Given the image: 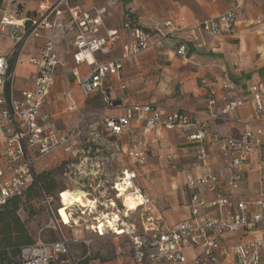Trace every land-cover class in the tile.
Segmentation results:
<instances>
[{
  "label": "built area",
  "instance_id": "2783aa9c",
  "mask_svg": "<svg viewBox=\"0 0 264 264\" xmlns=\"http://www.w3.org/2000/svg\"><path fill=\"white\" fill-rule=\"evenodd\" d=\"M36 7L34 14L23 21L9 14L0 17V41L11 42L6 53L0 54V140L4 145L0 153V209L8 199L22 196L30 185L38 186L36 162L59 151L73 160L86 163L91 184L89 190L83 193L89 202L86 207L75 204L64 209L66 223L58 214L62 191L57 196V218L50 211L48 199H44L52 215L51 229L56 232L57 239L44 241L37 236L32 245L21 249L20 264H78L79 260L70 255L69 243L62 235L61 227L72 230L73 242L85 246L81 259L88 255V243L82 239L84 232L104 237L110 231L115 237L127 238L135 260L146 264H187V251L195 252L190 264H219L220 258L229 256L234 258L235 264H264V234L230 246L221 238L240 229L254 232L264 228V190L251 202L232 200L233 192L238 190L243 180L244 166L249 157L254 154L259 170L264 167L260 130L254 131L247 124L240 137H220L211 133L206 123H197L184 112L169 111L151 104L125 105L117 116L104 115L100 134L95 133V138L101 136L115 153L118 174L113 179L105 175L103 181L94 182L101 170L95 162L96 158L90 156L91 139H84L83 132L76 125H56L52 117L42 110L56 84V67L64 66L53 51L56 34H63L65 30L72 32L71 67L67 66L70 75L77 78V67L80 65L90 67L86 76L76 79L81 94L86 98L102 96L105 102H109L107 88L113 85L111 79L122 80L125 62L151 48L158 49L164 37L145 31L132 19L120 27L107 29L103 19L105 8L82 9L71 5L70 0H39ZM235 8L237 5L217 19L204 20L188 27L183 26V19H179L177 24L167 21L163 26L172 34L186 31L189 41L200 48L204 36H233ZM45 30H50L52 35L40 48L39 57L29 59L30 64L36 67L32 88L22 92L20 99L16 100L13 97L14 78L24 53L22 51L30 41L40 39ZM122 33L126 34L127 41L121 46L120 55L112 59L110 56L114 54ZM176 53L186 59L184 43L178 44ZM120 89L124 86L121 85ZM222 90L220 109L207 112L211 120L232 119L237 108L251 103V118L264 121V96H260L255 87L251 86L245 95L239 94L236 85L227 81ZM63 95L69 100L73 98L69 90ZM213 103L214 100H211L210 104ZM72 110L73 104L61 109V112ZM157 129L178 133L188 144H196L193 168L202 170L199 175L183 173V185L191 194L188 204L190 217L165 227L160 225L159 217L146 214L154 206V200L147 196L138 181V171L146 164L148 155L146 136ZM208 138L219 149L224 164L222 169L213 167L210 154L204 148ZM91 142L95 143L96 139ZM105 163L112 166L108 159ZM201 189L212 195L209 202L198 191ZM124 195L132 197L136 205L134 211H127ZM225 208L227 211H224ZM135 213L139 214L138 223L129 219V214ZM109 219L121 234L107 225ZM100 223L104 225L99 227Z\"/></svg>",
  "mask_w": 264,
  "mask_h": 264
},
{
  "label": "crops",
  "instance_id": "0c3cea01",
  "mask_svg": "<svg viewBox=\"0 0 264 264\" xmlns=\"http://www.w3.org/2000/svg\"><path fill=\"white\" fill-rule=\"evenodd\" d=\"M38 1L2 0L0 17L9 14L23 21L34 14ZM70 4L82 9L105 8L103 19L107 29L120 27L125 21L132 19L143 29L154 33V36L164 37L162 46L158 49L151 48L125 62L121 81L111 79L113 85L107 88L109 102L104 107V115L117 116L121 114L122 107L131 104L162 106L169 111L184 112L197 123H206L208 130L220 137H240L248 124L254 131L260 130V139L264 145V121L251 118V103L237 108L232 119L213 121L207 115L210 109H220L222 87L227 81L236 85L239 94H247L253 86L260 96H264V0H70ZM235 5L233 36H204L200 48L189 41L186 31L172 34L163 26L167 21L177 24L179 19H183L184 27L217 19ZM50 35V30L43 31L40 39L30 41L22 51L24 53L14 78L13 97L16 100L20 99L22 92L32 88L36 67L30 64L29 59L39 57L40 48ZM56 36L53 51L64 66L56 67V85L51 89L48 102L42 110L52 117L56 125L73 127L70 119L77 110L83 108L86 98L81 94L76 79L86 76L90 67L87 64L80 65L77 67V78L70 75L68 67H71L73 51L72 32L65 30L63 34L57 33ZM126 41L127 36L122 33L110 58L120 55L121 46ZM179 43H185L186 59L176 53ZM10 46V41H0V54L6 53ZM61 68H66V71L60 73ZM121 85L124 89H120ZM68 90L73 95L72 100L63 95ZM211 100H214L213 104H210ZM72 104L71 112H61V109ZM133 126L136 127L137 124ZM146 139L149 143L148 155L146 164L138 172V181L147 196L154 200L153 208L161 219L160 225L171 226L190 217L188 204L191 194L183 185V173L199 175L202 172L201 168H193L196 162V144H188L183 136L164 129H157L147 135ZM3 146L0 140V153ZM204 148L210 154L213 167L222 169L224 164L217 145L208 138L204 142ZM242 178L238 190L233 192L232 200L251 202L264 190V167L259 170L254 154L246 162ZM198 191L207 202L212 199L211 194H206L202 189ZM263 234L264 228L254 232L240 229L235 234L221 238L230 246L240 241L254 240ZM186 254L187 264H190L195 252L187 251ZM90 264L146 263L136 261L133 255H122L104 263L96 260ZM219 264H235L234 258H220Z\"/></svg>",
  "mask_w": 264,
  "mask_h": 264
},
{
  "label": "rangeland",
  "instance_id": "374dc122",
  "mask_svg": "<svg viewBox=\"0 0 264 264\" xmlns=\"http://www.w3.org/2000/svg\"><path fill=\"white\" fill-rule=\"evenodd\" d=\"M54 54L57 59L61 61L55 51ZM65 69L61 68L59 72L63 73ZM107 106L108 104L104 101L102 96L87 97V99L85 98L84 100L83 108L77 110L76 113L72 116V119H70L73 125H76L81 129L84 139H86V137H89L91 141L93 139H96L95 143L90 141V156L96 158L95 162L100 165V167L98 168H100L101 171L98 172L97 179H95L94 182L103 181L105 179V175H107L109 179H113L117 176L119 171V168L116 164L117 158L114 155L115 153L113 152V150H111L112 148H109L108 144H106L105 140L102 139L101 136L100 138H95V133L100 132V125L104 116V107ZM105 139H109L110 141H112L110 138ZM106 159L109 160L110 164L112 165L111 167H109L105 163ZM103 163L104 165L102 166ZM85 164L86 163L83 162V160H73L68 155L63 154L59 151L58 153H52L44 157L43 160L37 161L35 170H37L38 173L45 171L52 172L56 183L58 184L62 192L69 190L73 192L80 191L84 193L89 190V185L91 184L89 177H87L89 168L87 165L85 166ZM102 173L105 174L103 175ZM63 198L64 197L61 194V199ZM47 199L49 202L48 205L50 211L52 212L53 216L57 218V215L55 214L53 209L59 206V199H56L55 196H51ZM33 205L35 209V216L28 218L27 215H25L23 212H20V215L26 222L27 229L34 237L40 236L45 240L53 239L55 237V234H53V229H51L52 215L50 214L47 205H45L44 200L42 199H40L39 201H35ZM150 213L153 216H157V212L153 207H151L150 211H147L146 214L150 215ZM129 215V219L131 222L138 223V213ZM60 229L62 235L69 243L71 257L76 261L77 259L79 261L83 260L81 259L83 244L79 242H73L72 230L64 227H61ZM82 239L88 243V255L85 256L87 258L97 257L99 260L107 261L115 258V256L133 255V249L131 248L130 241H128L124 236L115 237V235L110 231H107L104 237H98L93 233L84 232L82 234Z\"/></svg>",
  "mask_w": 264,
  "mask_h": 264
},
{
  "label": "trees",
  "instance_id": "16d2710c",
  "mask_svg": "<svg viewBox=\"0 0 264 264\" xmlns=\"http://www.w3.org/2000/svg\"><path fill=\"white\" fill-rule=\"evenodd\" d=\"M2 0H0L1 5ZM145 31L149 32L144 28ZM185 44V43H184ZM38 186L30 185L22 196L12 197L0 209V264H20L19 255L23 247L32 245L37 237L31 235L27 229L26 222L20 215L23 212L28 218L35 216L33 203L55 196L61 192L54 175L50 171L41 172L37 177ZM58 207L54 208V212ZM55 237L47 239L53 241L57 239V234L53 230ZM44 241H47L43 239ZM85 254V246L81 257ZM98 260L100 263L107 262L99 260L97 257L87 258L79 261L78 264H90Z\"/></svg>",
  "mask_w": 264,
  "mask_h": 264
},
{
  "label": "bare ground",
  "instance_id": "6f19581e",
  "mask_svg": "<svg viewBox=\"0 0 264 264\" xmlns=\"http://www.w3.org/2000/svg\"><path fill=\"white\" fill-rule=\"evenodd\" d=\"M61 194L64 197L63 198L64 200L62 199L63 205L61 204V207L59 208L58 214H60V217H62V219L64 220L65 223L67 222V216L64 213V209L66 207L73 206V205L77 204L80 207L84 208L89 204L88 199L85 198V195L80 191L73 192V191L66 190L64 192H61ZM60 197H61V195H60ZM124 197H125L124 204L127 207V211H134L136 205L132 201V199H131L132 197H130L128 195H124ZM104 218L106 219L107 217H104ZM107 221H108L107 225L109 227H112V229H114L115 232H117V234H121V232H119L117 228L113 227L114 225L110 219ZM100 224L101 225L99 227H102V225H104L102 223H100Z\"/></svg>",
  "mask_w": 264,
  "mask_h": 264
}]
</instances>
